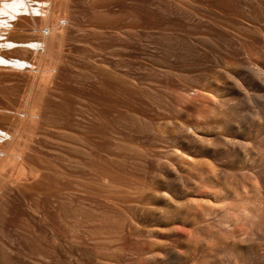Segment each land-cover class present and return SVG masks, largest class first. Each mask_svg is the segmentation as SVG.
<instances>
[{"label":"rangeland","instance_id":"374dc122","mask_svg":"<svg viewBox=\"0 0 264 264\" xmlns=\"http://www.w3.org/2000/svg\"><path fill=\"white\" fill-rule=\"evenodd\" d=\"M68 4L0 264H264V0ZM0 72L15 113L30 73Z\"/></svg>","mask_w":264,"mask_h":264},{"label":"bare ground","instance_id":"6f19581e","mask_svg":"<svg viewBox=\"0 0 264 264\" xmlns=\"http://www.w3.org/2000/svg\"><path fill=\"white\" fill-rule=\"evenodd\" d=\"M69 1L0 0V69L30 73L29 89L20 104L15 103L12 98L7 99V93L3 94L9 100L6 101L15 107V113H0V207L7 206L1 202L5 190L10 189L15 181L22 180L27 173L32 174L31 170L35 169L26 161L28 158H25L24 151L27 147L24 149V145L31 139L29 130L32 133L33 127L46 115L47 108L44 113L42 107L48 106V100L45 101L48 98L43 99L42 91L55 81L53 79H56L58 64L64 56L63 47L73 39L71 29L76 24L71 15ZM7 52H19L22 55L11 56ZM27 130L28 135L24 133ZM24 137L25 142L27 138L30 139L25 143ZM22 142L25 143L23 146ZM245 205L236 201L232 214L224 213L227 215L225 220L234 223L239 221L249 211V206Z\"/></svg>","mask_w":264,"mask_h":264}]
</instances>
